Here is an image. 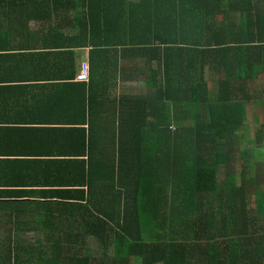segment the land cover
<instances>
[{
	"label": "trees",
	"instance_id": "obj_1",
	"mask_svg": "<svg viewBox=\"0 0 264 264\" xmlns=\"http://www.w3.org/2000/svg\"><path fill=\"white\" fill-rule=\"evenodd\" d=\"M26 2L31 31L88 51L81 116L108 88L131 108L103 152L83 116L74 159L0 198V264H264V140L238 148L245 110L264 118V0Z\"/></svg>",
	"mask_w": 264,
	"mask_h": 264
},
{
	"label": "crops",
	"instance_id": "obj_2",
	"mask_svg": "<svg viewBox=\"0 0 264 264\" xmlns=\"http://www.w3.org/2000/svg\"><path fill=\"white\" fill-rule=\"evenodd\" d=\"M26 1H0V27L10 28L0 31V198L6 200L16 199L7 195L15 185L35 186L34 170L78 155L73 149L81 145L83 116V127L101 136L94 150L103 152L122 130L129 107L116 89L108 88L104 100L94 101L96 109L81 116L78 76L88 51L56 47L54 22L52 32L31 31L32 6Z\"/></svg>",
	"mask_w": 264,
	"mask_h": 264
},
{
	"label": "rangeland",
	"instance_id": "obj_3",
	"mask_svg": "<svg viewBox=\"0 0 264 264\" xmlns=\"http://www.w3.org/2000/svg\"><path fill=\"white\" fill-rule=\"evenodd\" d=\"M134 83L135 82H133L131 84H134ZM139 83L142 84V82H139ZM135 84H137V83H135ZM254 85H255L256 90L257 89L264 90V78L262 77L260 79L255 80ZM141 87H142V85H141ZM209 87H212L211 82H209ZM245 119L247 120V123H249V124L255 123V130L245 138L243 143L241 145H239L238 148H239V153H240V150L246 151V155H245L246 158L245 159H247V163H249V162L252 163V162H254V158L250 157L248 155V153H251V155L253 156L254 150H255V154H256V156H258L259 152H261V149L263 148V140L264 139H263L262 135H259L258 127H259V122L263 121L264 118H263V115L258 110H256L255 107L250 105L249 110L248 109L245 110ZM236 157L238 160H240L239 158H241V157L238 158L237 155H236ZM259 160L261 161V158H259ZM240 162L243 163L242 160ZM243 164H245V163H243ZM261 167H262V162L259 164L258 168L261 169ZM237 178L239 181L240 175H238ZM4 225L5 224L2 221H0V241L4 240L6 235H7V230L3 227ZM23 235H24L26 240H28L30 243H33V241L36 239L38 234L36 232L32 231V232H25V233H23Z\"/></svg>",
	"mask_w": 264,
	"mask_h": 264
},
{
	"label": "built area",
	"instance_id": "obj_4",
	"mask_svg": "<svg viewBox=\"0 0 264 264\" xmlns=\"http://www.w3.org/2000/svg\"><path fill=\"white\" fill-rule=\"evenodd\" d=\"M88 70H90V68H88V65L87 64H83L82 67H81V71L79 73V76H78V80L79 81H88V79H89Z\"/></svg>",
	"mask_w": 264,
	"mask_h": 264
}]
</instances>
